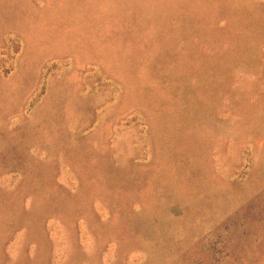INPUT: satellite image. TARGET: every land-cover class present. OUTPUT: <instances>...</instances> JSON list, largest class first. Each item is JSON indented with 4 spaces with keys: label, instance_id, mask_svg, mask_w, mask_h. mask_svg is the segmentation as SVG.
Listing matches in <instances>:
<instances>
[{
    "label": "rangeland",
    "instance_id": "1",
    "mask_svg": "<svg viewBox=\"0 0 264 264\" xmlns=\"http://www.w3.org/2000/svg\"><path fill=\"white\" fill-rule=\"evenodd\" d=\"M0 264H264V0H0Z\"/></svg>",
    "mask_w": 264,
    "mask_h": 264
}]
</instances>
